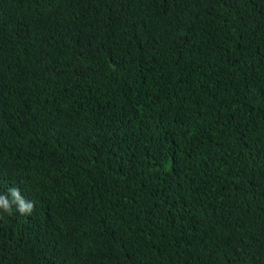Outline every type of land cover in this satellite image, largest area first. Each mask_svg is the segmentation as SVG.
Here are the masks:
<instances>
[{"label": "trees", "instance_id": "16d2710c", "mask_svg": "<svg viewBox=\"0 0 264 264\" xmlns=\"http://www.w3.org/2000/svg\"><path fill=\"white\" fill-rule=\"evenodd\" d=\"M0 264H264V0H0Z\"/></svg>", "mask_w": 264, "mask_h": 264}, {"label": "clouds", "instance_id": "9594fccd", "mask_svg": "<svg viewBox=\"0 0 264 264\" xmlns=\"http://www.w3.org/2000/svg\"><path fill=\"white\" fill-rule=\"evenodd\" d=\"M9 193L12 197L11 200L5 195H0V209H2L3 212L11 215L13 205H15L20 214H31L34 205L21 195L18 188H10Z\"/></svg>", "mask_w": 264, "mask_h": 264}]
</instances>
